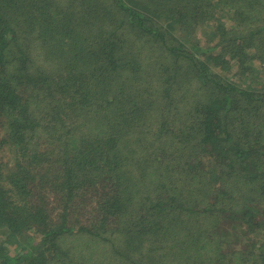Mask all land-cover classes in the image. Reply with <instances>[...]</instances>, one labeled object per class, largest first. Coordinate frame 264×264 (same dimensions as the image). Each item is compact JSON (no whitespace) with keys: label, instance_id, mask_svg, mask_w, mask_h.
<instances>
[{"label":"trees","instance_id":"trees-1","mask_svg":"<svg viewBox=\"0 0 264 264\" xmlns=\"http://www.w3.org/2000/svg\"><path fill=\"white\" fill-rule=\"evenodd\" d=\"M0 264H264V0H0Z\"/></svg>","mask_w":264,"mask_h":264},{"label":"rangeland","instance_id":"rangeland-1","mask_svg":"<svg viewBox=\"0 0 264 264\" xmlns=\"http://www.w3.org/2000/svg\"><path fill=\"white\" fill-rule=\"evenodd\" d=\"M12 155V154H11ZM8 158V156L6 155V157H5V160Z\"/></svg>","mask_w":264,"mask_h":264}]
</instances>
